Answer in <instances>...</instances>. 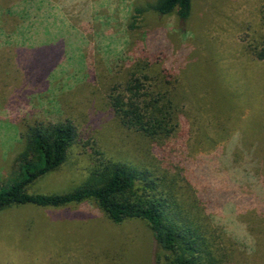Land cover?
Instances as JSON below:
<instances>
[{
    "label": "rangeland",
    "instance_id": "rangeland-1",
    "mask_svg": "<svg viewBox=\"0 0 264 264\" xmlns=\"http://www.w3.org/2000/svg\"><path fill=\"white\" fill-rule=\"evenodd\" d=\"M156 1L56 0L57 12H37L38 0H0V188L17 177L29 126L70 121L64 163L29 193L70 192L100 160L148 171L199 214L224 264H264V61L246 48L264 41V0H192L183 25ZM132 73L171 99V137L114 118L110 96ZM156 252L144 221L112 224L90 202L0 213V264H159Z\"/></svg>",
    "mask_w": 264,
    "mask_h": 264
},
{
    "label": "trees",
    "instance_id": "trees-1",
    "mask_svg": "<svg viewBox=\"0 0 264 264\" xmlns=\"http://www.w3.org/2000/svg\"><path fill=\"white\" fill-rule=\"evenodd\" d=\"M153 8L160 16L175 15L183 25L191 15L192 0H157ZM260 16L264 22V3ZM246 48L255 60L264 61V41L249 43ZM147 81L146 75L132 73L121 91L110 96L111 110L121 126L150 140H164L176 129L177 112L169 97H154L153 89L145 85ZM77 136L70 121L29 126L21 135L22 149L14 160L17 177L0 188V213L21 205L56 209L90 202L112 224L144 221L156 245L159 264H224L199 214L175 192L160 191V180L151 178L148 171L100 160L83 185L70 192L29 193L31 184L64 163Z\"/></svg>",
    "mask_w": 264,
    "mask_h": 264
},
{
    "label": "crops",
    "instance_id": "crops-1",
    "mask_svg": "<svg viewBox=\"0 0 264 264\" xmlns=\"http://www.w3.org/2000/svg\"><path fill=\"white\" fill-rule=\"evenodd\" d=\"M51 1H52V5H51V2H48L47 5L49 7H45L44 10H43V7H40V3H42V0H38L39 8H38L37 12H57L56 11V0H51ZM57 1H59V0H57Z\"/></svg>",
    "mask_w": 264,
    "mask_h": 264
}]
</instances>
